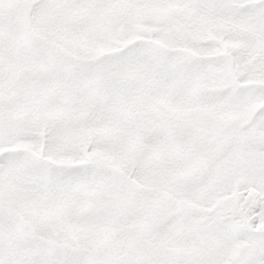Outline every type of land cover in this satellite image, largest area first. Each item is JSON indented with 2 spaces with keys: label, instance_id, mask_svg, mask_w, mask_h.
Here are the masks:
<instances>
[{
  "label": "snow or ice",
  "instance_id": "6c2138e0",
  "mask_svg": "<svg viewBox=\"0 0 264 264\" xmlns=\"http://www.w3.org/2000/svg\"><path fill=\"white\" fill-rule=\"evenodd\" d=\"M0 264H264V0H0Z\"/></svg>",
  "mask_w": 264,
  "mask_h": 264
}]
</instances>
